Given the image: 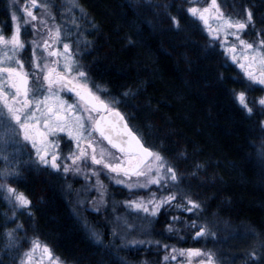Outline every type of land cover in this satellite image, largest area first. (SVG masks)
Returning <instances> with one entry per match:
<instances>
[{
  "label": "snow or ice",
  "instance_id": "6c2138e0",
  "mask_svg": "<svg viewBox=\"0 0 264 264\" xmlns=\"http://www.w3.org/2000/svg\"><path fill=\"white\" fill-rule=\"evenodd\" d=\"M200 2L188 0L193 6L184 11L193 20L202 22L209 37V49L219 42L232 63L243 71L247 88L233 91L239 107L248 117L264 115V96L249 100L247 95L254 85L264 86V27L256 28L251 7H245L242 16H234L225 14L217 0H210L203 8L195 6ZM65 4L61 13L65 19L57 24L46 3L26 0L24 5L19 6L17 0H9L8 6L13 9L10 14L12 30L9 35L0 30V163L4 165L0 167V201L12 210L11 216L7 212L2 214V224L12 223L17 213L28 217L33 215L32 200L6 183L19 180L22 167L34 168L37 172L50 170L56 175L62 173L65 178L69 174L83 177L85 186L81 191L85 195L93 190L98 193V197L90 201L97 212L107 204L108 185L100 179L103 175L113 185L122 186L133 196L122 202L126 215L115 218L119 228H113L112 236L114 239L119 236V247L138 249L155 244L165 252L162 264H173L178 258H183V264H220L217 254L211 250L161 245L151 239H128L133 232L141 235L149 232L134 221L129 222L128 215L147 220L151 226L162 211L173 208L195 218L171 216L164 232L176 235L181 241L186 237L178 234L188 230L193 233V241L210 237L217 240L219 237L207 222L201 220L203 202L193 199L189 188L181 187L185 176L165 155L163 141L159 147L149 144L148 137L152 133L132 126L130 118L119 110L118 106L126 103L122 97H135L139 94V86L129 87L119 97H112L111 90L96 83L90 75L89 66L81 62L80 58L87 54L93 43L80 31L78 23L86 13L77 0H65ZM168 7L170 4L164 5L165 9ZM37 8L41 9L39 16L35 12ZM75 10H79L80 17L73 15ZM17 12H22L23 24ZM170 19L172 26L180 30L179 18L170 16ZM260 21L264 23V15H261ZM28 25H31L34 36L43 37L42 40L34 38L30 41V71L25 69L24 61L19 58L28 48V43L22 39V29ZM95 28L93 25L92 30ZM248 30L255 31V39L249 41L243 38ZM224 79L221 75L220 80ZM66 94L74 96V101L65 99ZM147 127L151 129V125ZM260 130L264 132V120L260 121ZM64 137L67 138L65 142L71 145L67 154L62 151ZM28 145L29 158L22 160L20 157L25 155L23 149ZM260 155L264 160V152ZM185 158L186 153L183 152L177 157ZM203 167V164L197 163L191 175L195 176ZM153 186L156 191L151 190ZM68 188L71 190V185ZM141 191L149 194L134 195ZM84 203L83 199H78V204ZM84 227L93 243L103 245L102 233L86 221ZM22 230L21 223L4 229V252H17L25 239L17 236ZM244 235L257 239L251 250L245 251L242 264H264V233L247 229ZM37 252L40 253L41 264H63L58 257L53 258L47 244H41L35 238L31 240V247L20 254L18 264H34ZM141 264H147V261Z\"/></svg>",
  "mask_w": 264,
  "mask_h": 264
},
{
  "label": "trees",
  "instance_id": "16d2710c",
  "mask_svg": "<svg viewBox=\"0 0 264 264\" xmlns=\"http://www.w3.org/2000/svg\"><path fill=\"white\" fill-rule=\"evenodd\" d=\"M130 1L77 0L90 25L87 39L93 41L81 62L112 97L139 86L135 97H122L126 103L119 110L132 126L152 133L149 144L159 147L163 141L165 155L185 176L181 187L189 188L192 198L219 218L264 233V168L255 153L264 115L248 117L239 107L233 96L236 69L220 51L209 49L186 16L183 0H153L156 15L148 4ZM166 4L179 18L180 30L172 26ZM182 152L186 158L177 159ZM197 163L204 167L193 176ZM40 179L29 170L22 182L33 200L38 237L67 264H123L112 248L90 241L62 193L51 180ZM3 219L0 210V261L18 264L14 253L3 251ZM141 249L135 259L154 260L156 249ZM124 254L132 258L130 251Z\"/></svg>",
  "mask_w": 264,
  "mask_h": 264
},
{
  "label": "rangeland",
  "instance_id": "374dc122",
  "mask_svg": "<svg viewBox=\"0 0 264 264\" xmlns=\"http://www.w3.org/2000/svg\"><path fill=\"white\" fill-rule=\"evenodd\" d=\"M23 1L25 0H17V4L19 6L23 5ZM130 1V0H129ZM134 6L135 4H140L142 7L148 4V8L151 10L153 15H156V2L151 0L148 2V0L143 1L141 3L139 0H131L130 1ZM183 2L186 3L185 8L193 6L190 3H188V0H183ZM210 2V0H201V2L195 6L198 7H206L207 4ZM218 4H220L221 10L225 14L230 15H237L240 14L239 11L234 9V5L231 0H217ZM38 3H46L49 6L50 12L55 15L56 20L55 23L59 24L65 17L61 15V13L64 11L66 4L65 0H38ZM78 3V2H77ZM153 3V4H152ZM9 0H4V15L0 13V19H2V22L0 23V30L3 31L4 27L3 24L6 23V26H10L9 30L7 32L3 31V34L9 35L12 30V22L10 19V14L13 9L9 8ZM52 5H55L54 7ZM165 11L168 13V15L171 16V10L170 8L165 9ZM36 14L39 16L41 15V9L37 8L35 10ZM17 15L21 17L20 23L23 24V14L22 12H17ZM73 15L80 17L79 10H75L73 12ZM186 16L189 18V20L194 21L196 25L200 29V33L204 37V40L209 46V37L207 36L206 32L203 29V24L198 20H193L190 18L187 13ZM5 19H7L5 21ZM86 17L81 18L78 23L81 25L80 31L85 34L86 38L88 37V32L90 30V25L85 22ZM89 21V20H88ZM5 22V23H4ZM51 23V21H50ZM34 38L37 39H43V37H36L34 36L33 30L31 25H28L26 28L22 29V39H24L28 43V48L25 52H23L20 55V59H22L25 63V65L31 64V53L32 48L30 45V41ZM62 47V44L60 45ZM213 50L220 51L224 57V59L234 66V68L237 71V76L234 78V80H237L236 88L234 89L235 92H239L242 90H246L247 88V81L246 78L243 75V71L234 63H232L231 59L224 53V51L220 48L219 42L215 44L214 48H211ZM83 50V49H82ZM81 59V58H80ZM247 95L249 100H252L253 98H258L260 96H264V86L254 85L252 90L247 91ZM107 98V97H106ZM238 104V103H237ZM261 119L260 121H262ZM260 129V128H259ZM264 133V132H262ZM259 132V135L261 137H258V144L256 146V156L260 163L262 164L264 168V160L261 159V153L264 152V135ZM67 140L66 137L63 138L61 141L62 144V151L65 154L69 151L71 145L66 143ZM11 151V150H10ZM25 155L20 157L22 160H27L28 153L30 152V145L25 147L23 149ZM4 165L0 163V167H3ZM32 171L33 173L36 172L34 168H28V167H22L21 168V178L19 180H9L6 181V183L11 184L12 186L16 187L19 191H22L26 194L24 187L28 188L27 185L23 184L22 182L25 179V173L26 171ZM51 172H49L48 175H50ZM53 178L44 177L45 181H52V185L54 188H57L60 193H62L63 198L68 201L71 214L76 219V221L79 223L81 228L83 229L86 236L90 239L88 231H86L84 225L85 221L87 224L95 228L98 232L102 233L103 238V245L101 246H109L113 249V251L116 253L117 257L123 261V264H141L142 260L141 258L135 259L134 257L137 255L138 250H142L141 248H145L148 251H154L156 249V264H162L161 258L165 255V252L162 248L158 249L155 244L151 246H141L138 249H125L122 247H119L121 245V240L119 236H117L115 239L112 236L113 228H119V225L116 224L115 218L116 216H123L126 215V209L123 206V201L126 199H132L133 196H130L128 194L127 189H124L122 186H115L113 185L109 179L106 176H101L100 179L104 182V184L108 185V195L106 196L107 204L105 207H101L100 211L97 212L93 209V205L90 203V201L93 200V198L98 197V193L93 190L89 192L87 195L83 191H81L82 187L85 186V181L83 177H74L72 174H69L67 178L63 176L61 173L60 175L52 174ZM59 177L60 181L56 180L57 177ZM54 182V183H53ZM95 183V179L93 178V184ZM68 185H71V190H69ZM152 191H156L157 189L155 186L152 187ZM79 191V197L77 196V192ZM149 193L147 191H141L136 192L134 195L136 196H147ZM31 200L32 198L26 194ZM78 199H83L85 203L83 205L78 204ZM194 199V198H193ZM33 203V200H32ZM34 205V204H33ZM204 211L201 213V220L202 222H207L209 228L217 234L219 239L214 240L211 237L207 240H204L203 238L197 241H193L191 239L193 233L191 230L188 231H182L178 235L185 236L186 239L181 241L177 238L176 235L168 234L164 232L165 226L169 223V218L171 216H181L187 219H193L195 217H188L185 213L181 211H177L174 208L168 209L166 211H162L159 217L156 221L152 223L151 226H149L147 220H142L139 217L135 215H128L129 222H135L138 226H143L146 229H149L148 234L141 235L138 232H133L128 236V239H151L153 241H159L161 245L168 244V245H175L178 248H202L205 251H214L217 254V257L220 261V264H242V261L244 259V253L245 251L251 250L254 243L256 242V237L251 235H244L245 231L247 229H252L255 232L254 228L250 227L248 224L245 223H230L225 219L219 218L216 216L215 213L209 212L205 206L203 205ZM115 209V210H114ZM0 210H2V214L7 212L9 216L12 215V210L9 208V206L4 203L3 201H0ZM31 211L33 213V207L31 208ZM4 218V217H3ZM16 223L23 224V230L19 233H17V236L19 238H25L24 243L19 247L16 253H14L15 258L19 260L20 254H22L25 250L31 247V240L32 239H38L41 244H47L44 240L38 237L36 234V231L33 227V215L31 217H28L27 215L23 213H17L16 220H14L12 223H9L6 225V228H12L15 226ZM177 227H182V225H176ZM122 230V229H121ZM236 233H239V235H236ZM258 233V232H257ZM91 242H93L90 239ZM48 245V244H47ZM49 246V245H48ZM50 247V246H49ZM52 250V249H51ZM126 251H130L132 254V258L126 257ZM53 258L58 257L63 264H67L59 255H57L55 252H53ZM123 258V260H122ZM34 264H41V256L40 253L37 252L34 257ZM147 264H154V260L150 259ZM175 264V262H173Z\"/></svg>",
  "mask_w": 264,
  "mask_h": 264
},
{
  "label": "flooded vegetation",
  "instance_id": "af4514ba",
  "mask_svg": "<svg viewBox=\"0 0 264 264\" xmlns=\"http://www.w3.org/2000/svg\"><path fill=\"white\" fill-rule=\"evenodd\" d=\"M231 1H232L233 5H234V9H236L237 11L240 12L239 16H242L243 15V9L245 7H251L252 10H253V13H254V19L256 20V28L259 29L261 27H264V23H262L260 21L261 15H264V0H231ZM25 2H26V0L22 2L23 5L25 4ZM0 13L3 14V15L5 14L3 10L0 11ZM6 20L7 19H5V21ZM1 22H2V19H0V23ZM3 27H4L3 31L4 32H7L9 30V27L10 26H6V23H5V24H3ZM45 35H46V33H45ZM255 36H256V33H255L254 30H248L243 35V38L246 39V40L251 41V40L255 39ZM25 69L28 70V71H30L31 70V64L25 65ZM65 99H67L69 102H73L75 98L71 94H66L65 95ZM65 154H66V151H65ZM49 172H51V171L50 170H44V171H40V172H37L36 171L35 173H36L38 179L41 178L44 182H46L45 179H44V177L53 178L52 177L53 176L52 175L53 173H50V175H48ZM59 179L60 178L57 177L56 180L60 181ZM155 253H156V250H155ZM155 259H156V255L154 257V260ZM175 264H183V258H178L175 261Z\"/></svg>",
  "mask_w": 264,
  "mask_h": 264
},
{
  "label": "water",
  "instance_id": "95a60500",
  "mask_svg": "<svg viewBox=\"0 0 264 264\" xmlns=\"http://www.w3.org/2000/svg\"><path fill=\"white\" fill-rule=\"evenodd\" d=\"M197 264H198V262H197Z\"/></svg>",
  "mask_w": 264,
  "mask_h": 264
}]
</instances>
